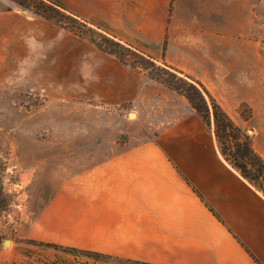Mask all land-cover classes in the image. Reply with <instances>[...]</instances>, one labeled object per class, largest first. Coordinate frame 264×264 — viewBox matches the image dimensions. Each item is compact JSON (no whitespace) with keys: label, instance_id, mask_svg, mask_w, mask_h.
<instances>
[{"label":"crops","instance_id":"0c3cea01","mask_svg":"<svg viewBox=\"0 0 264 264\" xmlns=\"http://www.w3.org/2000/svg\"><path fill=\"white\" fill-rule=\"evenodd\" d=\"M68 7L200 81L237 125L254 129L264 160V44L250 20L225 28L223 4L220 11L209 0H72ZM38 26L0 12V80H55L60 101L110 114L114 124L111 140L96 143L105 151L62 159L72 163L62 165L57 195L39 216L47 236L36 240L146 264H264V195L226 162L214 129L186 97L64 29ZM129 105L137 120L153 115V139L119 142ZM64 254L57 259L86 261Z\"/></svg>","mask_w":264,"mask_h":264},{"label":"rangeland","instance_id":"374dc122","mask_svg":"<svg viewBox=\"0 0 264 264\" xmlns=\"http://www.w3.org/2000/svg\"><path fill=\"white\" fill-rule=\"evenodd\" d=\"M209 1L219 10L223 4L225 28H244V23L250 20L251 28H257L258 44H264V0ZM71 4L72 0H0V12L13 11L17 17H28L33 24L38 23V28L56 26L71 33L76 40H84L97 47L93 41H100L103 31L74 14L68 7ZM40 6L50 10L44 11ZM42 12L55 19L48 20L38 15ZM12 23L13 19H10L8 24ZM16 24L17 28H22L18 20ZM55 74L54 70L49 71L50 79ZM56 84L55 80L32 79L16 83L0 80V165L4 192L0 196V264H76L57 259V253L62 252L40 248L30 242L54 244L36 240V237L47 236L39 216L57 195V185L66 173L62 165L72 163L62 159L71 158L68 154L75 152L105 151L103 147L98 149L96 143L111 140L114 119L104 112H92L89 107L79 109L78 102L72 99L60 101ZM249 113L246 106L240 110L244 120L248 119ZM123 115L128 122V133L119 138L120 143L153 139L157 130L152 126L156 120L151 113H142L137 120L134 108L129 105ZM211 122L214 128V120ZM238 126L253 137L254 129L249 125ZM68 255L86 260L81 264H89L90 260L111 264H123L119 260L129 261L110 257L112 261L105 262Z\"/></svg>","mask_w":264,"mask_h":264},{"label":"trees","instance_id":"16d2710c","mask_svg":"<svg viewBox=\"0 0 264 264\" xmlns=\"http://www.w3.org/2000/svg\"><path fill=\"white\" fill-rule=\"evenodd\" d=\"M39 8L44 11L46 9L50 10L43 6H40ZM55 13L58 12L55 10ZM38 15L48 20L55 19L54 17L47 16L45 12L38 13ZM102 33L104 35H101L100 41H93L100 50L114 56L126 66L148 72L153 80L160 82L172 91L186 97L196 113L201 117L204 124L210 129H212L211 121L213 119L214 134L223 158L245 180L256 188V190L264 195V160L255 151L252 137L248 136L244 130L232 120L218 101L211 95L208 89L200 81L192 78L183 71L170 66L166 62H158L152 56L122 43L117 38L105 32ZM251 114L250 111L246 118L249 119ZM2 170L3 169L0 165V196H3L4 194L1 184ZM195 192L214 215L222 221L221 217L208 205L204 197L199 192ZM30 244L66 254L79 255L105 262L112 261L110 257L105 255L74 248H66L55 244L38 243L34 241H31ZM118 262L123 264H146L134 261L124 262L119 260Z\"/></svg>","mask_w":264,"mask_h":264}]
</instances>
